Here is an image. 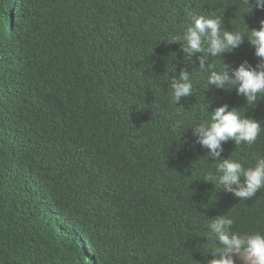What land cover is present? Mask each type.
Returning a JSON list of instances; mask_svg holds the SVG:
<instances>
[{
  "label": "trees",
  "instance_id": "1",
  "mask_svg": "<svg viewBox=\"0 0 264 264\" xmlns=\"http://www.w3.org/2000/svg\"><path fill=\"white\" fill-rule=\"evenodd\" d=\"M193 15L250 31L264 10L244 14L243 0H0V264H207L210 219L264 233V189L238 200L209 181L215 164L192 134L223 104L264 122V98L249 107L208 84L202 54L186 57L173 41ZM254 52L245 39L208 63L255 67ZM181 69L193 94L174 105L168 83ZM222 148L221 158L252 165L264 130L250 146Z\"/></svg>",
  "mask_w": 264,
  "mask_h": 264
},
{
  "label": "clouds",
  "instance_id": "2",
  "mask_svg": "<svg viewBox=\"0 0 264 264\" xmlns=\"http://www.w3.org/2000/svg\"><path fill=\"white\" fill-rule=\"evenodd\" d=\"M244 14L254 9L264 10V0H243ZM245 25V24H244ZM246 26V25H245ZM247 39L259 58L255 67L246 61L237 68L230 69L224 63L219 70H213L208 57H220L240 47ZM174 43L181 45L186 57L201 53L200 67L208 68V84L217 89L232 90L244 97L249 107L264 98V19L259 27L250 31L224 30L223 20L218 16L193 15L191 23L180 35L173 37ZM175 58V54H173ZM171 103L179 104L181 98L193 94L191 73L181 69L178 78L173 75L168 83ZM208 105L203 108L205 109ZM244 108H231L223 104L215 109L208 119L193 127L195 143L207 149L202 158L212 160L216 174L207 177L238 200H248L264 189V157H258L254 164L245 166L237 159L221 158L222 144L232 141L236 146L252 145L264 130L261 121L245 117ZM220 188V189H221ZM233 219L229 215L210 219L208 228L215 237L216 246L212 250L214 258L207 264H264V233H239L232 230Z\"/></svg>",
  "mask_w": 264,
  "mask_h": 264
},
{
  "label": "rangeland",
  "instance_id": "3",
  "mask_svg": "<svg viewBox=\"0 0 264 264\" xmlns=\"http://www.w3.org/2000/svg\"><path fill=\"white\" fill-rule=\"evenodd\" d=\"M238 264H239V262H238Z\"/></svg>",
  "mask_w": 264,
  "mask_h": 264
}]
</instances>
